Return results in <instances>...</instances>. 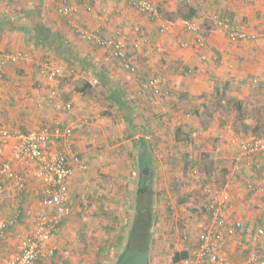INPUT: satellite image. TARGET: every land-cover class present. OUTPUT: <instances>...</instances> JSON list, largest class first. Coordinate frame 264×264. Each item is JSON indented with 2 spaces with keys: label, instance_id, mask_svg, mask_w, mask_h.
<instances>
[{
  "label": "crops",
  "instance_id": "0c3cea01",
  "mask_svg": "<svg viewBox=\"0 0 264 264\" xmlns=\"http://www.w3.org/2000/svg\"><path fill=\"white\" fill-rule=\"evenodd\" d=\"M72 1L75 4L84 2ZM93 1L95 8L91 5L92 0H85L93 7L91 13L82 10L72 20L107 38L118 28L128 45L126 58H133L142 73L139 79L123 71L121 59L113 58L109 51L92 46L69 31L67 22L58 15L56 0L0 3L1 50L28 52L36 61L63 58L73 62L80 73L71 74L58 83L43 80L36 66L28 61L8 65L0 75L4 112L12 119L10 126L17 128L10 132L25 133L30 128L46 126L52 129L57 123L66 127L86 117L87 125L74 131L70 150L62 139L50 145L52 150L65 151L68 156L74 155L79 160L73 164L74 173L68 182L72 213L63 219L58 236L49 244L56 248L50 264L60 261L63 264L93 263L94 254L83 250L80 240L76 248L70 238L73 236L65 231L70 229L75 204L78 206L75 194L84 170L102 165L113 152L116 134L110 141V131L106 128L113 119L121 121L120 128L121 123H125V130L121 128L124 137L135 139L138 184L143 180H139L142 171H146L144 179H151L150 187L160 181L163 176L160 168L164 167L170 152L180 158L179 150L197 149L199 156L194 162L206 166L203 174L213 187L214 183H221L219 190L227 200L226 229L220 230L223 238L221 255L229 264H242L251 253L263 252L264 238L258 237L256 231L264 228V153L245 159L240 172L235 173L234 151L229 142L236 138L264 140V0H195L190 6L176 0H159L162 18L176 21V26L169 32H161L157 21L149 20L124 0ZM188 6L193 10L190 20L198 27L195 33L182 26L186 9H190ZM211 12L226 16L234 26L256 38L230 42L213 21L206 20L210 25L203 24L204 17ZM138 35L146 41L139 51L131 47ZM196 38L204 39L203 49L181 47L182 42H192ZM201 55L205 59H201ZM82 74L88 76L87 84H79ZM92 80L98 83L94 85ZM164 89L166 95H162ZM50 90L57 94L54 102H49ZM236 103L241 105L240 113L235 108ZM58 105H69L70 109H58ZM142 144L149 154L142 153L144 158L140 153ZM30 180L28 177V187L21 200L14 197L17 193L12 184L2 181L7 195L0 202V216L8 224L7 238L9 235L15 237L22 226H32L30 212H36L41 186L34 180L29 184ZM202 200L207 210L212 200L204 194ZM102 206L98 205L99 209L103 210ZM104 209L107 211L105 205ZM110 209L112 213L116 210ZM207 212L199 223V231L211 223ZM238 223L241 228H235ZM227 228H235V233L228 235ZM192 229L190 226V233L195 230ZM198 235L191 238L192 243L181 251L190 254L197 246ZM15 244L16 239L11 244L0 242L1 252L7 254L0 261L16 254ZM64 251L70 254L66 259L62 257ZM118 253V246L106 249L105 261L112 264Z\"/></svg>",
  "mask_w": 264,
  "mask_h": 264
},
{
  "label": "built area",
  "instance_id": "2783aa9c",
  "mask_svg": "<svg viewBox=\"0 0 264 264\" xmlns=\"http://www.w3.org/2000/svg\"><path fill=\"white\" fill-rule=\"evenodd\" d=\"M15 1L0 0V3L10 4ZM124 1L149 20L157 21L161 32H169L176 26V21L162 18V5L159 0ZM176 1L180 4L190 5L195 0ZM56 2L58 15L68 21L82 41L109 51L117 59L123 61L127 59L126 46L118 37L119 33L113 37L105 38L98 32L88 31L71 19L72 16L79 13L78 6L70 4L67 0H56ZM86 10L89 12L91 9L87 7ZM212 21L217 30L225 34L230 42L248 41L256 38L254 34H249L234 26L226 16L214 15ZM181 22L188 31L193 33L198 31V27L192 20L185 19ZM181 47L203 49L205 47L204 39L196 38L192 42H182ZM200 58L205 59V56L201 55ZM30 60L31 55L28 52L11 53L0 49V75L8 65ZM36 68L39 76L48 80L62 77L67 70V68L47 60L38 62ZM91 83L96 85L98 82L92 80ZM153 84H156V81ZM56 99V92H51L49 102H54ZM57 108L69 110L70 106L58 105ZM82 125L72 124L62 127L57 123L52 129L43 127L26 133L0 129V202L7 195L3 180L12 184L13 190L17 193V196L14 195V197L20 200L22 194L27 190L28 177L41 186L36 212H30L33 215L32 226L21 227L16 235V254L9 259L0 261V264H50L53 261L56 248L49 244L58 236L63 219L72 213L69 205L68 182L74 173L73 164L79 163V160L74 155L68 156L65 151L52 150L50 145L62 139L70 150L74 131ZM229 145L234 151L232 163L235 173L240 172L245 159L264 153V140L236 138L232 139ZM249 187L251 188V186ZM204 195L212 200L207 206L211 223L202 228L198 235L197 246L190 253V257L183 260L181 264H229L220 252L223 241L220 230L226 229V196L213 186L206 187ZM17 217L18 214L15 220ZM241 226L238 223L235 228H241ZM7 227V222L0 216V241L6 238ZM235 228H227V234L233 235ZM256 234L258 237L264 238V228H258ZM69 256L68 251L62 253V257L65 259ZM104 263L108 264L107 261ZM57 264H63V262L60 261ZM242 264H264V251L251 253Z\"/></svg>",
  "mask_w": 264,
  "mask_h": 264
},
{
  "label": "rangeland",
  "instance_id": "374dc122",
  "mask_svg": "<svg viewBox=\"0 0 264 264\" xmlns=\"http://www.w3.org/2000/svg\"><path fill=\"white\" fill-rule=\"evenodd\" d=\"M67 1L70 4L78 5L80 8L79 13L82 10H86L87 7H90L91 10L89 12L91 13L94 7L93 4H95L93 0L91 4L93 7L87 5L85 0L81 4H75L72 0ZM110 1L114 2V0ZM193 4L194 2L190 5ZM217 14L220 15L218 12L207 14L203 19V24H208L206 20L208 22L210 20L211 22L213 16ZM72 18H74V16H72ZM62 19L67 22V29L73 31L68 21L65 18ZM77 25L82 26L78 23ZM105 27L108 26L106 25ZM83 28L86 29L85 27ZM117 33H119L118 37L123 41L127 50L128 45L122 39V34L118 28L114 29L113 34L110 37L115 36ZM144 42H146L145 39H143L141 35H138V37L132 42L131 47L134 50L139 51L142 44L145 45ZM45 59L67 68L66 73L62 77L53 79L56 82L67 78L69 75L71 76V74L73 76L76 74L80 75L79 72L77 73V66H75L73 62L64 60L63 58H40L36 61L31 55V60L29 62L34 66H37L38 62L45 61ZM120 61L123 62L122 69L124 72H128L135 79H139L142 76V73L139 72L135 66L133 58L130 60L127 58L125 61ZM82 75L83 77L78 79L81 81L79 84H85L86 79L88 78L85 74ZM158 90L160 92V87H158ZM50 91L52 92V90ZM163 94L166 95L165 89L162 91V95ZM50 104H53L54 106V103ZM4 106L5 98L0 96V108H2V110L0 109V129L17 130V128L10 126L12 119L8 118L5 114ZM80 116L78 117L80 118ZM85 118H80L74 123L78 126L84 124L81 126L82 128L79 127L80 130L87 125ZM111 121L112 124L106 128L110 131L109 139L112 138L114 133L116 134L112 148L113 152L110 153L108 158L106 157L102 165L100 164V166L93 169L87 167L84 170V174L79 181L77 194H75L78 206L75 204L73 216L70 219V229L65 231L66 234L73 236L70 238L76 248H78L77 246L79 243L77 244V242L80 240L82 242V249L89 251V254L91 255L94 254L93 263L91 264H105L106 249L118 246V254L123 251L126 245L125 238L127 231L132 224V206L134 205L137 191L143 186L142 184L144 181L147 180V178H145L140 184H138L133 146L135 139L132 138V140H129L128 137H124L121 128L124 127L125 130V123H121L120 128V120V122L117 119ZM88 125H90V122ZM1 126H4L5 128ZM30 129L28 130H34ZM196 150L197 149L194 147H192L191 150L188 149V152L179 150L178 156L180 158L176 157V153L172 154L170 152L168 155L169 159H167L168 161L166 160L164 162L165 164H163L164 167L160 168L163 171L161 180L157 181L155 184L152 183L151 187V183L149 185L155 194L152 206L154 219L150 229L152 242L150 243L149 264H171L173 254L181 251L184 246L192 243L191 238H196V234L198 235V233L201 232L199 231V223L202 218L206 216L205 212H203L205 203L203 205L202 196L205 187L213 186V183H209V180H207L204 175H200L196 168L191 167V163L199 156ZM173 151L175 152L174 149ZM159 157L163 158L160 154ZM109 172H112L113 174L109 175ZM118 175L120 176L118 177ZM30 183H32V180H30L29 184ZM100 204H103V210L99 209L98 205ZM104 205L106 206L107 211L104 209ZM110 207L116 208V213H112ZM81 209L82 211H80ZM192 219H194L193 222ZM109 226H111L110 229ZM190 226L193 229L195 228L193 233H190ZM7 237L8 233L5 238L7 240L4 239L0 242L8 241L11 244L16 239V236L12 237V235H9V238ZM119 237L123 238L122 241H120L121 239L117 240ZM132 244V247L144 246V244H141L140 242ZM1 249L2 248H0V260L5 256L4 254H6L1 252ZM82 254L84 255V253Z\"/></svg>",
  "mask_w": 264,
  "mask_h": 264
},
{
  "label": "trees",
  "instance_id": "16d2710c",
  "mask_svg": "<svg viewBox=\"0 0 264 264\" xmlns=\"http://www.w3.org/2000/svg\"><path fill=\"white\" fill-rule=\"evenodd\" d=\"M189 8L190 9H186L187 10V14L185 13L186 16H183L186 20H190L191 12L193 11L191 9L192 7H189ZM85 84H87V83H85ZM235 108H236L238 113L241 112V105L240 104L236 103ZM176 139L179 141L178 137ZM141 149H142L140 152L141 154L143 153L144 155H149L148 151L146 150L145 145L142 144ZM143 154L141 156L142 158H144ZM206 156L208 157V155H206ZM203 158H206V157H203ZM194 166H196V167H194ZM191 167L196 168V169L198 168L197 171L200 175H204L203 173H206V170H205L206 166H204V165H198V164L196 165V162H193ZM220 184L221 183H219V182L214 183L215 188L220 189ZM140 194L143 196H136V199L134 201V205L132 206L133 218H132V224L130 226V229L127 231V235L125 238L126 239L125 240L126 245H125L123 251L117 255V257L115 258V260L112 264H115V262L117 261L119 256L123 252L126 251V247L128 244L133 246L132 243L137 244V242H140L141 244L143 243L144 246L132 247V248H137L140 250H142L144 248V249H147L148 252L150 251V248H151L150 243L152 242V235H151L150 229H151L152 222L154 219L152 206H153L155 194L153 193V191L151 190L150 187H147V189L142 191V193H140ZM167 211L170 212L169 210H167ZM203 212H205L206 215L208 214V212L205 208L203 209ZM119 239H121L120 241H122L123 238L119 237L117 240H119ZM189 257H190V254L188 251L175 252L172 256V262L173 263H179L183 260H187Z\"/></svg>",
  "mask_w": 264,
  "mask_h": 264
},
{
  "label": "water",
  "instance_id": "95a60500",
  "mask_svg": "<svg viewBox=\"0 0 264 264\" xmlns=\"http://www.w3.org/2000/svg\"><path fill=\"white\" fill-rule=\"evenodd\" d=\"M151 183V179L144 182L143 188H147ZM149 252L147 249L132 248L130 244L127 245L126 251L123 252L115 264H148Z\"/></svg>",
  "mask_w": 264,
  "mask_h": 264
},
{
  "label": "flooded vegetation",
  "instance_id": "af4514ba",
  "mask_svg": "<svg viewBox=\"0 0 264 264\" xmlns=\"http://www.w3.org/2000/svg\"><path fill=\"white\" fill-rule=\"evenodd\" d=\"M144 172H146V171H142V172L140 173V175H139V180L142 179V178L144 179V175L146 174V173H144ZM147 180H148V179H147ZM144 182H145V181H144ZM143 184H144V183H143ZM143 184H142V185H143ZM146 189H147V188H142V187L139 188L138 191H137L136 196H143V195H141L140 193H142V191H144V190H146Z\"/></svg>",
  "mask_w": 264,
  "mask_h": 264
}]
</instances>
